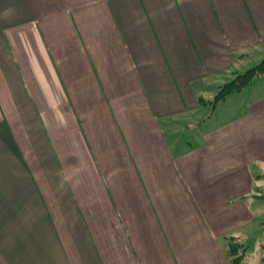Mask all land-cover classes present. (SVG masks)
I'll list each match as a JSON object with an SVG mask.
<instances>
[{
    "label": "crops",
    "instance_id": "obj_1",
    "mask_svg": "<svg viewBox=\"0 0 264 264\" xmlns=\"http://www.w3.org/2000/svg\"><path fill=\"white\" fill-rule=\"evenodd\" d=\"M263 59L264 0H0L7 264L264 251V76L209 103Z\"/></svg>",
    "mask_w": 264,
    "mask_h": 264
},
{
    "label": "trees",
    "instance_id": "obj_2",
    "mask_svg": "<svg viewBox=\"0 0 264 264\" xmlns=\"http://www.w3.org/2000/svg\"><path fill=\"white\" fill-rule=\"evenodd\" d=\"M261 76H264V59L243 73H233L229 82L218 86L217 92L209 103L215 106L216 104L222 102L229 95L239 92L243 88L253 84ZM247 250L248 247L243 243L234 239H228L227 253L230 264H243ZM262 255L264 256V251H262ZM261 259L264 261V257Z\"/></svg>",
    "mask_w": 264,
    "mask_h": 264
},
{
    "label": "rangeland",
    "instance_id": "obj_3",
    "mask_svg": "<svg viewBox=\"0 0 264 264\" xmlns=\"http://www.w3.org/2000/svg\"><path fill=\"white\" fill-rule=\"evenodd\" d=\"M253 67V66H251ZM249 67V68H251ZM248 68V69H249ZM255 239V238H254ZM259 244H264V235L261 237ZM255 242H251V245L249 246L248 248V251H247V255L245 257V263L246 264H249V263H252L251 261H257V262H260V259L262 256V250L260 249L259 246H255ZM0 255L1 256H4V260L0 258V264H7L6 260H7V252L6 251H0ZM22 251H18L15 253V258L13 260H11V263L10 264H22L23 263V258H22Z\"/></svg>",
    "mask_w": 264,
    "mask_h": 264
}]
</instances>
